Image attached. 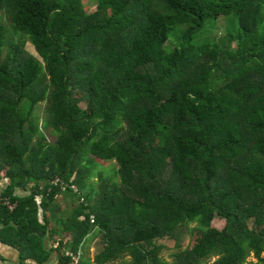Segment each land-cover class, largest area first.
<instances>
[{"label":"trees","instance_id":"1","mask_svg":"<svg viewBox=\"0 0 264 264\" xmlns=\"http://www.w3.org/2000/svg\"><path fill=\"white\" fill-rule=\"evenodd\" d=\"M97 1L90 13L87 0H0L38 54L0 20V244L46 263L39 208L64 191L56 264L65 251L79 264H264V0ZM222 16L238 22L236 48L197 42ZM96 161L116 162L119 182L100 175L94 201ZM160 240L177 244L174 262Z\"/></svg>","mask_w":264,"mask_h":264},{"label":"rangeland","instance_id":"2","mask_svg":"<svg viewBox=\"0 0 264 264\" xmlns=\"http://www.w3.org/2000/svg\"><path fill=\"white\" fill-rule=\"evenodd\" d=\"M86 5L88 6V11L90 13H93L97 9L98 1L97 0H87ZM0 20L3 21L6 26L9 28V30L12 32V35L16 37V41L18 43H22L25 47V49L33 54L34 56L38 57V54L35 50V47L31 44L29 41V37L24 34L15 33L12 28V24L10 21V16L8 13L5 12L4 9H0ZM238 27V22L236 21L235 17L233 16H222L219 18H211L205 23L204 27L200 30L198 33L197 42H207V41H214L221 45L222 47H231L236 48V39L235 37L231 38V41L229 39V32L235 33L236 29ZM174 34L171 35V39L165 43L166 47L174 48L175 44L178 41L176 37H173ZM173 37V38H172ZM230 41V43H229ZM82 108H85V104H81ZM34 116L37 118L40 125H42L45 117H46V103H41L38 105L34 112ZM44 132L48 136L49 143H53V137L49 136L48 131L44 130ZM87 159L93 160V158L87 154ZM81 160H84V157L81 158ZM86 163V162H85ZM93 168V169H92ZM88 169H92L93 175L89 176L87 179L88 187L90 189H94L96 193L94 194V201L99 197L98 191L101 188V185L103 181L100 179V175H102L105 179H112L113 181L119 182L118 178V165L116 162H102V161H96L95 163L91 162ZM87 169V170H88ZM83 171H87L86 169H82ZM88 172V171H87ZM87 174V173H86ZM6 180L0 182V191L2 188L6 185ZM224 220L220 218H215L212 222V225L217 229H222L224 227ZM196 224H191V227H194ZM103 236L98 237V241L94 246V251H90V256L93 257V254L98 253L103 248ZM158 244L161 247L160 257L163 258L167 262H174V254L176 251H178L177 244L172 241H165L160 240L158 241ZM192 244V238L190 236H186L182 241V248H186L191 246ZM212 259V261H214ZM250 262H255L252 256L248 257L247 264H250ZM109 264H123V261H117L116 263H109Z\"/></svg>","mask_w":264,"mask_h":264},{"label":"crops","instance_id":"3","mask_svg":"<svg viewBox=\"0 0 264 264\" xmlns=\"http://www.w3.org/2000/svg\"><path fill=\"white\" fill-rule=\"evenodd\" d=\"M5 187V186H4ZM3 187V188H4ZM56 200L54 202V208L49 209V204L46 205L44 208H39V221L43 225L47 226V234L44 242V247L46 250H51L52 253L50 254L49 260L44 264H56L58 260V255L55 249V246L59 241L62 240L63 237H66V234L56 235L55 228L58 222L61 219L67 217V215L71 211L72 201H74V194L69 192H61L56 195ZM39 204L41 203V198L38 200ZM98 241V237L90 239L86 243V251H94V246ZM0 254L4 257L5 263L4 264H38L33 260H27L24 263H21V260L18 258V252L12 248H8L0 244ZM95 254H93L94 256ZM92 256V255H91Z\"/></svg>","mask_w":264,"mask_h":264},{"label":"built area","instance_id":"4","mask_svg":"<svg viewBox=\"0 0 264 264\" xmlns=\"http://www.w3.org/2000/svg\"><path fill=\"white\" fill-rule=\"evenodd\" d=\"M57 180L54 181V183L56 182ZM74 188L76 191H77V188L76 187H72ZM4 203H6L10 209H13V205H11L9 203V201L5 200ZM58 246V243L56 244L55 248ZM65 256H68L69 260L66 264H79V260H80V253L78 254H74V253H71L69 251H65Z\"/></svg>","mask_w":264,"mask_h":264},{"label":"water","instance_id":"5","mask_svg":"<svg viewBox=\"0 0 264 264\" xmlns=\"http://www.w3.org/2000/svg\"><path fill=\"white\" fill-rule=\"evenodd\" d=\"M0 264H4V263L0 260Z\"/></svg>","mask_w":264,"mask_h":264}]
</instances>
